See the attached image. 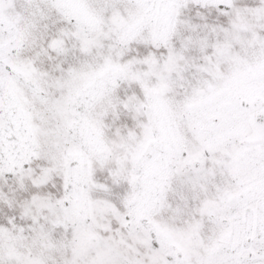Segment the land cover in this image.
<instances>
[{
  "label": "snow or ice",
  "instance_id": "obj_1",
  "mask_svg": "<svg viewBox=\"0 0 264 264\" xmlns=\"http://www.w3.org/2000/svg\"><path fill=\"white\" fill-rule=\"evenodd\" d=\"M0 264H264V0H0Z\"/></svg>",
  "mask_w": 264,
  "mask_h": 264
}]
</instances>
